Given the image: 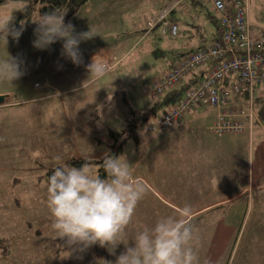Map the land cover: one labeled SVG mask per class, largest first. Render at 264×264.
<instances>
[{
	"label": "rangeland",
	"instance_id": "374dc122",
	"mask_svg": "<svg viewBox=\"0 0 264 264\" xmlns=\"http://www.w3.org/2000/svg\"><path fill=\"white\" fill-rule=\"evenodd\" d=\"M91 3L92 0L79 12L85 10L90 4L89 7L92 11L81 14L95 21L96 19H91V17L100 16L102 9L98 8L96 11L95 5H91ZM14 6L10 5L0 8V10L2 14H11L16 8ZM251 6L253 21L264 30V0H251ZM103 9L106 10L104 7ZM102 16L103 14L100 17ZM64 18L66 24L68 22L72 24V18L67 19L66 16ZM36 19L38 18L33 20ZM20 26L21 24L15 27L19 28ZM24 27L25 32L23 31L18 42L11 36L8 37L7 45L4 40L0 42V60L6 59L9 54L22 61L21 67L25 74L14 80L17 81L18 86H20V82L24 84L22 89L41 94L46 90L47 94L54 95L41 103L43 105L42 112H58L57 98L62 100L61 96L65 95V99H67L68 91L76 89L77 92L70 95V105L79 101L78 109L85 114L86 125L83 126L81 118L78 119V127L74 124V133L66 129L62 147H43L41 150L29 148L26 149L24 155L19 153V159L7 170L0 165V176L19 173L23 178L21 179L22 186L18 190L8 196H0L1 235H8L11 240L8 257L2 261V264H104L105 254L108 260L110 258L114 262L116 257L125 251L124 244H120L116 248V255H111L106 247H100L98 244L83 252L72 251L71 254L67 252L69 249L64 247L65 242L56 238V234L51 228L52 218L46 205L47 183L44 177L39 182L38 178L44 176L47 169L65 164L70 166L72 159L86 158L89 161H97L109 154V148L103 142L108 145L113 143L109 137L110 130L124 132L133 117L131 107L126 108L125 96L130 104L133 102V107L139 111H145L147 106L163 97H152L147 91L155 79H152L154 66L164 64L168 67L166 59L154 60L151 53L155 49H166L164 43L174 41L176 37L160 38L163 41L157 42L158 47L151 48L155 42L153 41L152 45L149 39L141 43V38L132 36H96L80 44L83 64L76 66L61 56L62 41L56 42L46 50L35 49L32 41L35 38L33 30L36 25L31 22L24 24ZM75 32L79 33L77 30ZM95 47H105L113 55L118 63L113 75L121 78L119 83H114L115 79L113 78L114 85H110L109 81L112 80V75L107 74L101 81L84 86L90 81L88 80L89 72L86 67L88 65L86 59L88 52ZM147 53L149 54L143 59L141 55ZM138 56L141 58L138 59ZM7 84L8 81L0 82L2 87ZM121 87L123 88L122 94L114 98L111 91L114 92ZM123 91L126 93L123 94ZM261 96H263V101L259 102ZM254 97L256 98L255 112L260 117L262 124V121L264 122V88L256 89ZM117 98L119 103L115 102ZM118 104L121 108L117 107ZM210 109L212 107L204 102L199 106L198 111L205 112ZM161 113L159 111L155 117ZM153 119L146 123L138 121L137 140H127L119 154V156H126L128 162L133 165L135 176L143 181L147 189L145 197L136 207L132 223L126 230L125 242L129 241V246L132 245L131 239L135 234L142 228L148 227L146 222L154 224L160 216L174 214L176 207L180 208L184 205L191 206L193 210L201 209L236 194L238 187L236 181H231L225 188L218 189V182L206 181L205 178H202L200 184L197 185L196 180H190L188 170H186L185 145L183 143L179 149L162 150L161 153L164 154L156 158L157 161L150 159L152 156L149 152L143 156L146 146L154 138L147 132V125L152 123ZM92 121H94L92 124L96 122L94 128L91 127L92 124L90 125ZM141 131L144 132L143 137L140 134ZM167 136L156 135L153 140H168ZM240 136L243 135L225 134L219 136L204 130L201 134H197L196 131L190 130L187 135L179 136L175 140L182 142L190 140L189 143L196 142V139L242 141L243 137ZM246 141L250 143V148L248 151L247 149L243 150L241 161L237 162V168L231 169L232 165H222V161L220 163L222 166L220 165L218 168L212 160L208 162L205 160L203 163H198V167L194 170L196 174L202 175V172H206L211 177L218 172V169L220 172L224 171V167L226 168L225 173L235 172L239 168L240 174L247 176L249 182L252 180L254 172V183L246 185L241 183V188L249 187L245 194L222 202L215 207H209L195 216L197 218L193 221V227L197 236L195 246L199 255V264H264V147L260 145L256 137H247ZM11 154L13 161L14 155ZM22 162L26 163L24 167H15L16 164ZM214 162L217 161L214 160ZM87 166L94 175H99L98 166L94 164ZM154 189L160 191L162 197L173 205L156 195ZM31 190L36 192V197L29 202L25 199V193ZM1 192H9L6 185L2 186ZM16 198L18 206L15 205ZM140 223H145L144 227ZM4 244L5 242L2 240L0 242L2 254L4 251L7 252V248L2 250Z\"/></svg>",
	"mask_w": 264,
	"mask_h": 264
},
{
	"label": "crops",
	"instance_id": "0c3cea01",
	"mask_svg": "<svg viewBox=\"0 0 264 264\" xmlns=\"http://www.w3.org/2000/svg\"><path fill=\"white\" fill-rule=\"evenodd\" d=\"M93 4L95 5L96 11L98 8L102 9L100 16L102 14L103 16L91 17V19H96L95 21H92L89 19V17L82 15L81 13L83 12L86 13L88 11L90 13V11H92L89 7V4L85 10L77 13L72 18V24L77 32H87L91 28L93 33L97 34L94 37L120 35L126 37L132 36L135 38H141V43L146 41V39H149L152 45L153 41L155 42V45H153L151 48L155 46L158 47L157 42L163 41L160 38H168L169 35L163 33V27L158 23V21L160 20L163 12L170 10L167 19L170 23L178 26V33L177 36H175L176 39H174V41H167L164 43L166 45V49H155L154 51L151 49V57L154 60L166 59V64L168 65V67L164 64L154 66L152 79H155L153 82L162 78L170 69L177 65L184 56L189 53L210 47L215 42L219 41L223 35L220 23L216 19L217 16L213 12L211 5L205 3L204 0H92L91 5ZM10 5H15L14 8L16 7L15 9L17 10L15 11V9H13L11 14H2L0 10V15L15 16L22 8V4L13 1H10L4 5H0V8H5ZM103 7L106 8L105 11ZM252 16V6L250 0L249 18L252 34L254 37H259L260 35L264 34V30L253 21ZM2 40L3 39H0V42ZM100 50H103L104 53H107L109 57V63L111 67L108 75H112V80L110 79L109 81L110 85L119 83L121 78H119V76L113 75L118 63L107 48L95 47L91 49L88 52L86 59L87 63L89 64L93 54L99 52ZM155 52H157V54H155ZM148 54L149 53L142 54L141 56L144 59V57ZM140 58L141 57L138 56V59ZM204 71L205 68H200L196 71L194 76L190 78L199 81L204 77ZM113 78L115 79L114 83ZM190 78H188L187 81ZM101 80L102 79L90 80L85 83L84 86H89L90 84ZM20 83V86H18L17 81H12V83L8 82L7 85H3L4 87L0 86V96L6 97L5 101L0 104V165L6 168L5 170H7L10 166H13L17 159H19L18 154L21 153V155H24L26 149L36 148L41 150L43 147H62L64 143L65 130L68 129L69 132L74 133V126H79L78 119L82 118L83 126L86 125L85 114L80 112L78 109L79 101H77L76 104H73L72 106L70 105V95L76 93V89H71L68 91L69 94L67 99H65V95L61 96L62 100L59 97L57 98V106L59 108L58 112H42L43 105L41 103L47 101L54 95L47 94L46 90L43 91V89L42 94L40 92L27 91L26 89H22L24 88V84L22 82ZM122 87L114 92L111 91V94L114 95V98L122 94ZM30 88H32V86H30ZM125 93L126 92L123 91V94ZM93 95L96 96L95 94ZM125 97L126 98L124 101L127 105L126 108L130 106L132 111L140 113L150 112L151 109L161 101V99H159L158 101L152 103V105L147 106L145 111H139L133 107V102L130 104V102L127 100V96ZM261 97L263 98V96ZM115 102L119 103V99L117 98ZM117 107L121 108L120 104H118ZM170 109L172 108L166 110ZM164 111L162 110L161 112ZM217 116L218 112L213 108L205 112H199L197 108L196 110L186 114L184 120L181 123L176 124L173 129H171L167 134H164L166 136L169 135L167 136L168 140L155 141L153 140L156 137L155 135L152 141L150 140L151 143L146 146V151L143 155L145 156V154L149 152L152 156L150 159H155V161H157L156 158H159L163 156L162 154H164L161 153L162 150L179 149V147L184 144L186 157L185 164L190 180H196L197 185L200 184L202 178H205L206 181L210 180L215 183L218 182V189L225 188L231 181H236L238 183L236 194L230 195L227 199L213 202L201 209L193 210L194 220L197 218L195 216H197L198 213L208 209L209 207H215L222 202L231 200L241 194H245L249 187L241 188V183L243 185H246L247 183H254V172L252 173V180L249 182L247 176H242L240 174L239 168L236 169L235 172L225 173L224 171L226 168L223 166L224 171L220 172L218 169V172L214 173V175H211V177L206 172H202V175L196 174L194 170L198 167V163H203L205 160L207 162L212 160L215 166L220 168V163L222 161V165H232L231 169H235L238 165L237 162L239 160L241 161L243 150L247 149L248 151L250 148V143L246 141L247 137H256L260 145L264 147V122L262 121L261 124V119L259 116L260 123L255 124L252 135L248 132L242 134L243 136H240L243 137L241 138L243 139L242 141H207L206 139H196V142L189 143L190 140H185L187 142L175 140L179 136L187 135L190 130L196 131L197 134H201L202 130L209 131V128L213 125L217 119ZM93 122L94 121H92L90 125ZM95 123L92 124L91 127L93 126L94 128ZM199 136L202 137V135ZM11 153L14 155L13 161L11 158ZM214 160L217 162H214ZM25 164L26 163L22 162L21 164H16L15 167L21 168L24 167ZM50 169H47V171ZM10 175L11 174L4 175L5 177L0 176V196H8V194H12L15 190H18V188L22 186L21 179L23 178L19 173H13L11 176ZM43 177H45V175L39 177L38 182L42 181ZM197 178H199V180H197ZM191 183L193 184V181ZM3 185H6L7 189L9 190L8 193L1 192ZM153 191L156 195L162 197L160 191L155 189ZM150 193L152 194V192ZM162 199L166 201L163 197ZM166 202L172 204L168 201ZM15 205L18 206L17 198L15 199ZM178 209L179 208L176 207L175 211ZM140 224L142 227H144L145 223ZM146 224L148 227L153 225V223L150 222H146ZM2 240L5 242L2 250L4 251L7 248V252L5 253L4 251L3 254L0 252V264H2V261H5V258L8 257V247L11 245V240L9 239L8 235L2 236L0 230V242H2ZM109 260L111 261L110 258Z\"/></svg>",
	"mask_w": 264,
	"mask_h": 264
},
{
	"label": "clouds",
	"instance_id": "9594fccd",
	"mask_svg": "<svg viewBox=\"0 0 264 264\" xmlns=\"http://www.w3.org/2000/svg\"><path fill=\"white\" fill-rule=\"evenodd\" d=\"M64 17L65 12L58 11L39 14L38 19L32 21L36 25L32 45L46 50L62 41L61 56L80 66L83 64L80 44L97 34L91 28L76 33L71 22L65 23ZM13 19V16L0 15V39L6 41V45L9 36L18 42L25 30L24 22L16 28ZM21 64L22 61L9 54L0 60V81L12 83L22 77L25 73ZM86 67L88 80L102 79L111 67L108 54L103 50L93 54ZM140 134L144 136L143 131ZM103 169L106 176L101 178L94 175L87 164L80 168L65 164L57 166L48 177L46 205L52 218L51 228L56 238L65 242L69 254L98 244L116 255V248L124 244L125 251L114 262L104 261V264H199L194 212L189 205L180 207L174 214L162 215L151 227L139 230L129 246V241L125 242L126 230L133 221L137 205L147 193L146 186L135 176L133 165L124 155L106 156ZM35 197L34 190L25 193L26 201Z\"/></svg>",
	"mask_w": 264,
	"mask_h": 264
},
{
	"label": "built area",
	"instance_id": "2783aa9c",
	"mask_svg": "<svg viewBox=\"0 0 264 264\" xmlns=\"http://www.w3.org/2000/svg\"><path fill=\"white\" fill-rule=\"evenodd\" d=\"M204 1L218 18L222 38L208 48L184 56L148 88L152 97L164 96L198 69L205 68L204 77L184 94L177 107L151 118L154 119L147 125V132L152 136L167 134L204 102L218 112L209 128L213 135L252 134L255 124L260 123L254 94L256 89L264 88V34H252L250 0ZM169 11L162 13L158 23L164 34L175 37L178 26L168 21Z\"/></svg>",
	"mask_w": 264,
	"mask_h": 264
},
{
	"label": "trees",
	"instance_id": "16d2710c",
	"mask_svg": "<svg viewBox=\"0 0 264 264\" xmlns=\"http://www.w3.org/2000/svg\"><path fill=\"white\" fill-rule=\"evenodd\" d=\"M10 1L22 4V8L15 16H13V24L14 26H17L20 25L21 22H24V24H30L33 19L39 17V14L43 15L45 13L53 11H58L61 13L65 12L66 18L70 19L75 16L90 0H0V5H4L6 3H9ZM216 19L218 21V18ZM155 54H157V52H155ZM197 82L198 81L191 78L188 81H184L177 89L167 92L161 98V101L158 102L150 112L137 113L132 111L131 114L133 117L128 122L127 129L122 133L110 130L109 137L113 140V143H111V145H108V143L103 142L110 151L106 156H119L127 140H137L136 130L138 127V121L146 123L159 111L177 107L181 103L184 94ZM262 99L263 98L260 97L259 102L263 101ZM105 157L97 161H89L86 158L72 159L70 161V166L80 168L84 164H94L99 167V176H101V178H104L106 176L103 169V161ZM55 168H52L46 172L44 177L46 183L48 177L52 174ZM104 259L105 261H109L106 254L104 255Z\"/></svg>",
	"mask_w": 264,
	"mask_h": 264
},
{
	"label": "water",
	"instance_id": "95a60500",
	"mask_svg": "<svg viewBox=\"0 0 264 264\" xmlns=\"http://www.w3.org/2000/svg\"><path fill=\"white\" fill-rule=\"evenodd\" d=\"M6 97L5 96H0V104H2L5 101Z\"/></svg>",
	"mask_w": 264,
	"mask_h": 264
}]
</instances>
